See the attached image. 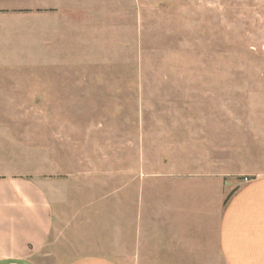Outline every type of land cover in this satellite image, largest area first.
I'll list each match as a JSON object with an SVG mask.
<instances>
[{"label":"rangeland","instance_id":"1","mask_svg":"<svg viewBox=\"0 0 264 264\" xmlns=\"http://www.w3.org/2000/svg\"><path fill=\"white\" fill-rule=\"evenodd\" d=\"M176 165L205 169V255L157 258L141 243L161 231L166 182L144 176ZM13 175L49 188L40 264H225L222 196L264 175V0H0V176Z\"/></svg>","mask_w":264,"mask_h":264},{"label":"crops","instance_id":"2","mask_svg":"<svg viewBox=\"0 0 264 264\" xmlns=\"http://www.w3.org/2000/svg\"><path fill=\"white\" fill-rule=\"evenodd\" d=\"M191 169L176 165L163 174L144 176L166 182L163 188L157 186L161 231L149 235L146 248L143 235L141 243L146 251L157 247V258L205 255V169ZM226 192L214 240L220 257L225 264H264V175L235 182ZM145 204L150 205L146 199ZM53 224L49 188L26 176H0V264H40L36 257L49 243ZM65 264L120 263L86 254Z\"/></svg>","mask_w":264,"mask_h":264},{"label":"built area","instance_id":"3","mask_svg":"<svg viewBox=\"0 0 264 264\" xmlns=\"http://www.w3.org/2000/svg\"><path fill=\"white\" fill-rule=\"evenodd\" d=\"M249 180H251V179H248L247 177H245V179H244V181H246V182H248Z\"/></svg>","mask_w":264,"mask_h":264}]
</instances>
